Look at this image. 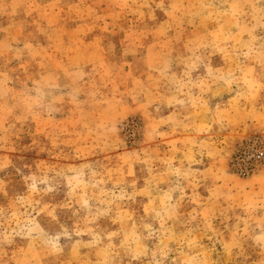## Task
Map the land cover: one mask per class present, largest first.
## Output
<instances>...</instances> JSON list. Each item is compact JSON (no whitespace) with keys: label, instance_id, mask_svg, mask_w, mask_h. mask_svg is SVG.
<instances>
[{"label":"rangeland","instance_id":"obj_1","mask_svg":"<svg viewBox=\"0 0 264 264\" xmlns=\"http://www.w3.org/2000/svg\"><path fill=\"white\" fill-rule=\"evenodd\" d=\"M0 264H264V0H0Z\"/></svg>","mask_w":264,"mask_h":264}]
</instances>
